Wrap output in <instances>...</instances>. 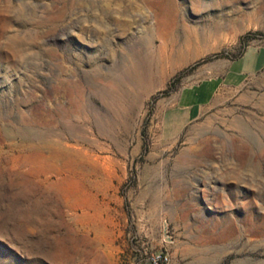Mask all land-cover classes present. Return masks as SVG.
I'll return each instance as SVG.
<instances>
[{
    "label": "rangeland",
    "instance_id": "374dc122",
    "mask_svg": "<svg viewBox=\"0 0 264 264\" xmlns=\"http://www.w3.org/2000/svg\"><path fill=\"white\" fill-rule=\"evenodd\" d=\"M249 49L264 0H0V264H264V67L175 106Z\"/></svg>",
    "mask_w": 264,
    "mask_h": 264
},
{
    "label": "crops",
    "instance_id": "0c3cea01",
    "mask_svg": "<svg viewBox=\"0 0 264 264\" xmlns=\"http://www.w3.org/2000/svg\"><path fill=\"white\" fill-rule=\"evenodd\" d=\"M264 67V55L249 49L243 55L227 60L220 59L208 70L210 74L183 88L175 106L184 112L181 123L197 120L220 103V94L242 88L256 77ZM224 99V98H222ZM225 99H228L225 98Z\"/></svg>",
    "mask_w": 264,
    "mask_h": 264
},
{
    "label": "bare ground",
    "instance_id": "6f19581e",
    "mask_svg": "<svg viewBox=\"0 0 264 264\" xmlns=\"http://www.w3.org/2000/svg\"><path fill=\"white\" fill-rule=\"evenodd\" d=\"M74 1H79V0H74ZM132 1V0H131ZM144 5H146L149 8H156L158 7V4L160 3V0H140ZM89 4L95 6V2L97 0H88ZM123 3V2H122ZM139 3V2H138ZM133 4V3H132ZM146 8V7H145ZM162 52V49H161ZM162 54V53H161ZM163 56V55H162ZM142 79V78H141Z\"/></svg>",
    "mask_w": 264,
    "mask_h": 264
},
{
    "label": "built area",
    "instance_id": "2783aa9c",
    "mask_svg": "<svg viewBox=\"0 0 264 264\" xmlns=\"http://www.w3.org/2000/svg\"><path fill=\"white\" fill-rule=\"evenodd\" d=\"M168 262V257L164 255H157L153 260V264H166Z\"/></svg>",
    "mask_w": 264,
    "mask_h": 264
}]
</instances>
